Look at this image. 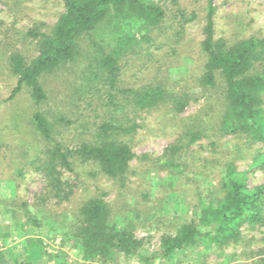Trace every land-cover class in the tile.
I'll return each mask as SVG.
<instances>
[{"label": "trees", "instance_id": "obj_1", "mask_svg": "<svg viewBox=\"0 0 264 264\" xmlns=\"http://www.w3.org/2000/svg\"><path fill=\"white\" fill-rule=\"evenodd\" d=\"M162 1H170L176 7L173 31L165 39L170 38L178 45L186 23L197 16L194 11L188 15L179 0H63L65 9L51 26L43 30L45 25L39 22L25 33L36 40V55L26 57L17 48L10 52L9 68L17 82L9 98L24 88L28 90L35 104L32 124L49 143L45 162L36 168L47 177L46 191L36 197L37 201L42 203L47 198H55L58 204L71 201L81 183L77 166L84 164L95 166L124 187L132 160L148 158L146 154L138 155L132 145L139 127L135 116L165 103L180 113L191 100L199 101L202 97L211 101L215 98L216 108L210 105L215 112L212 119H207L202 128L194 123L188 125L155 160L159 168L181 170L183 155L210 134L244 137L250 144L262 142L252 156L250 168H264V36L239 35L233 40L217 37L214 0H207L206 4L204 38L200 42L204 62L194 86L198 90L190 86L174 91L162 79L142 87L121 85L124 59L143 43L155 44L153 31L163 29L168 10ZM86 42L90 45V60L80 65ZM149 52L146 47L148 56ZM171 54H177L175 46ZM68 65H78L80 71L71 104H76L75 99L80 100L84 91L94 90L106 111V116L92 127L85 120L79 123L84 132L75 146L58 138L63 133L40 108L49 98L44 78ZM87 103L92 105L91 101ZM57 121L67 126L73 123L63 115ZM251 169L240 171L234 158L226 159L217 192L203 195L198 190L199 197L192 203V215L180 220L173 232H164L157 249L145 247V240L137 235L131 219L124 218L119 224L113 218V207L105 199L104 190L80 203L63 236L74 241L81 258L89 262L101 258L117 262L123 253L143 264H166L177 252L186 249L204 246L224 251L228 246L247 244L250 239L246 240L245 230L264 229V182L250 186ZM26 204L23 202L28 213V218L24 217V229L26 224L37 226L39 222ZM3 254L0 264H35L39 259L31 251L26 259ZM241 256L255 258L254 264H264V247L255 250L252 245L249 251L243 250Z\"/></svg>", "mask_w": 264, "mask_h": 264}, {"label": "rangeland", "instance_id": "obj_2", "mask_svg": "<svg viewBox=\"0 0 264 264\" xmlns=\"http://www.w3.org/2000/svg\"><path fill=\"white\" fill-rule=\"evenodd\" d=\"M179 2L188 15L193 11L197 15L186 23L180 44L174 45L170 38L165 39L173 31L172 18L176 7L170 1H162L168 10L163 29L153 31L155 44L143 43L124 59L122 86L142 87L162 79L174 91L190 86H193L192 90H198L194 86L197 72L204 62L200 42L204 38L207 0ZM214 2L217 5V37L233 40L239 35L264 36V0ZM64 9L63 0H0V259L4 252L26 259L31 251L39 258L35 264H143L136 257L123 253L117 262L102 258L84 261L75 242L63 236L80 203L97 191H106L105 199L113 207V218L119 224L124 218L131 219L137 235L144 238L145 247L157 249L164 232H173L180 220L192 215V203L199 197L198 190L203 195L217 192L223 162L234 158L240 171L251 169L252 156L262 142L250 144L244 137L210 134L183 155L181 170L159 168V162L155 160L164 149L188 125L205 126L207 119H212L215 114L210 105L216 108L215 98L211 101L203 97L199 101L191 100L180 113L172 110L169 103L161 104L135 116L139 127L132 145L138 155L146 154L148 158L132 160L124 187L103 175L95 166L84 164L77 166L81 183L71 201L61 204L55 198H47L42 203L37 201L36 197L46 191L47 177L36 168L45 162L49 143L32 124L35 104L28 90L24 88L9 98L17 77L10 71L8 56L15 48L26 57L36 55V40L25 33L39 22L44 23L43 30L47 29ZM86 43L83 44L80 65L90 60V45ZM158 44L162 46L157 47ZM173 46L176 55L171 54ZM146 47H149V56ZM77 68L78 65H68L46 76L43 81L49 98L40 104L41 110L63 133L58 138L70 146H75L78 138L83 136L84 129L79 126L81 121H87L92 127L94 122H100L106 116L105 107L94 95V90L91 93L84 91L80 100L75 99L76 104H71L76 93L74 83L80 72ZM62 115L73 123L69 126L63 121L57 123ZM248 175L250 186L264 182V168L261 166L252 168ZM23 202L38 218L37 226L26 224L24 229L23 221L24 217L28 218V213ZM245 235L246 240L250 239L247 244L228 246L224 251L204 246L186 249L177 252L166 264H254L255 258L247 259L241 254L243 250L249 251L252 245L255 250L264 247V229L245 230Z\"/></svg>", "mask_w": 264, "mask_h": 264}]
</instances>
